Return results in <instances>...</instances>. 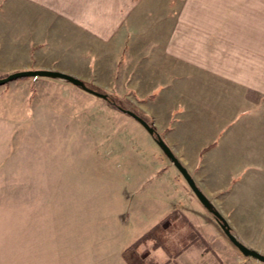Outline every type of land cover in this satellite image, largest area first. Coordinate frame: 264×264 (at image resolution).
I'll list each match as a JSON object with an SVG mask.
<instances>
[{"label":"crops","instance_id":"0c3cea01","mask_svg":"<svg viewBox=\"0 0 264 264\" xmlns=\"http://www.w3.org/2000/svg\"><path fill=\"white\" fill-rule=\"evenodd\" d=\"M28 69L105 81L140 99L139 112L233 234L264 254V0H0V77ZM45 85L70 86L44 76L0 85V176L9 165L15 183L19 114L43 113L44 98H66ZM161 164L156 177L170 170ZM165 200L167 213L131 240L121 244L125 229L111 224L109 239L97 241L113 243L87 254L52 250L49 240L62 236L48 234L44 251H34L30 233L20 252L17 233L0 234V264H129L123 251L175 210L193 238L177 251L163 246L165 264H264L239 249L190 186Z\"/></svg>","mask_w":264,"mask_h":264},{"label":"rangeland","instance_id":"374dc122","mask_svg":"<svg viewBox=\"0 0 264 264\" xmlns=\"http://www.w3.org/2000/svg\"><path fill=\"white\" fill-rule=\"evenodd\" d=\"M59 79L75 90L45 85L48 91L64 90V102L44 98L45 106L38 111L43 113L19 114L16 183L9 176V165L0 176V234L17 233L20 252L26 248L27 233L35 237L37 252L44 251L40 240L45 234L62 236L48 243L59 253L87 254L107 248L113 243L105 241L111 224L125 229L120 238L123 244L167 213L166 196H174L175 191L182 196V186L189 187L153 135L121 109L142 115L140 99L117 93L105 81H85L117 101L119 108ZM36 90L33 87V94ZM161 162L171 165L170 170L156 177L153 168ZM181 214L185 213L175 210L174 225L158 231L159 241L168 250L182 248L183 241L191 240L190 234L193 238ZM156 240L141 244V250L149 253L146 264H165L167 256L161 254L165 248Z\"/></svg>","mask_w":264,"mask_h":264},{"label":"water","instance_id":"95a60500","mask_svg":"<svg viewBox=\"0 0 264 264\" xmlns=\"http://www.w3.org/2000/svg\"><path fill=\"white\" fill-rule=\"evenodd\" d=\"M33 76H44V77H57V78H63L68 80L69 82H72L73 84L81 87L82 89L86 90L89 93H92L94 95L100 96L102 98H106V94L101 93L99 91L93 90L87 86L84 85L83 80L61 71L57 70H50V69H28V70H20L15 71L13 73L8 74L5 77L0 78V85L5 84L9 81L23 78V77H33ZM126 112L130 113L133 117H135L140 123L151 133H154V127L150 125V123L141 117L136 112L130 110V109H124ZM158 144L163 149L164 153L171 159V161L174 163V165L177 167V169L180 171V173L184 176L189 186L192 188L194 193L197 195V197L200 199V201L203 203V205L207 208L211 206L210 199L203 193V191L199 188L197 183L195 182L192 174L187 169V167L182 163V161L178 158V156L174 153L173 149L167 144V142L162 139L161 137H158L156 139ZM226 233L230 236L232 241L239 247V249L246 255H252L260 259L261 261H264V254L261 252L252 249L245 245L243 242H241L233 233L226 230Z\"/></svg>","mask_w":264,"mask_h":264},{"label":"trees","instance_id":"16d2710c","mask_svg":"<svg viewBox=\"0 0 264 264\" xmlns=\"http://www.w3.org/2000/svg\"><path fill=\"white\" fill-rule=\"evenodd\" d=\"M83 83H84L85 86H87V87H89V88H91L93 90L99 91L98 89H96V88L90 86L89 84H87L85 81H83ZM105 99L108 100L109 102L113 103L114 105H117V101L112 99L110 96L107 95ZM118 107L121 108L120 106H118ZM121 109L124 110L123 108H121ZM140 116L143 117L144 119H146L144 116H142V115H140ZM150 125L152 127H154V133L152 135L155 138V140L158 137H161L162 139H164L161 136V134L158 131V129L156 128V126L153 125V123H150ZM208 210L215 216V218L217 219V221L220 223V225L223 227V229L225 231L227 230V231H230L231 233H233L229 221L226 219V217L221 213V211L212 202H211V206L208 208ZM174 217H175V211H172L171 213L166 215L163 219H161L155 226H153L146 233H144L134 243H132L130 246H128L123 251V257L125 258V260L129 264H146L145 259H146L147 255L149 253L148 252H144V251L141 250V244L144 243L145 241H147V239L153 238L155 240L156 239L158 240V241L156 240L158 242L157 243L158 245L159 244L163 245L162 242L159 241V235H157L158 231L161 228H167L172 223Z\"/></svg>","mask_w":264,"mask_h":264}]
</instances>
